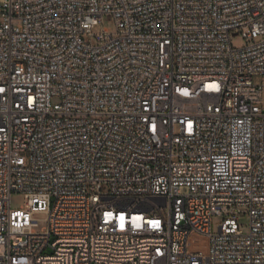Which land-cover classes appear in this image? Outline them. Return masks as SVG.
Wrapping results in <instances>:
<instances>
[{
  "label": "built area",
  "instance_id": "1",
  "mask_svg": "<svg viewBox=\"0 0 264 264\" xmlns=\"http://www.w3.org/2000/svg\"><path fill=\"white\" fill-rule=\"evenodd\" d=\"M0 264H264V0H0Z\"/></svg>",
  "mask_w": 264,
  "mask_h": 264
},
{
  "label": "rangeland",
  "instance_id": "2",
  "mask_svg": "<svg viewBox=\"0 0 264 264\" xmlns=\"http://www.w3.org/2000/svg\"><path fill=\"white\" fill-rule=\"evenodd\" d=\"M106 30L109 34H112L115 32V25L113 20L111 19L110 16L106 15L102 17L101 21L99 24L93 29L94 32L96 31H102ZM231 45L236 48L243 47L246 45L248 42L247 40L243 39L240 34H235L231 37L230 39ZM23 196L21 194H14L11 197L10 200V205L13 209H17L23 205ZM35 218L42 220L45 218L44 214H37L35 215ZM237 219V224L240 226V229L245 233L248 228V216L244 213H241L239 215H236ZM221 221L220 218L214 217L212 221L213 228ZM45 224L40 223L39 226L42 227Z\"/></svg>",
  "mask_w": 264,
  "mask_h": 264
},
{
  "label": "snow or ice",
  "instance_id": "3",
  "mask_svg": "<svg viewBox=\"0 0 264 264\" xmlns=\"http://www.w3.org/2000/svg\"><path fill=\"white\" fill-rule=\"evenodd\" d=\"M121 221H123V217H121Z\"/></svg>",
  "mask_w": 264,
  "mask_h": 264
}]
</instances>
